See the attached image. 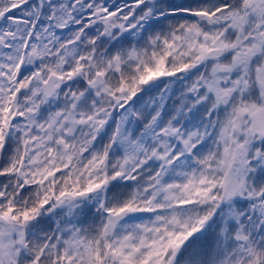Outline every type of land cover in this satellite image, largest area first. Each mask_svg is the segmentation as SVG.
<instances>
[{
	"label": "snow or ice",
	"instance_id": "obj_1",
	"mask_svg": "<svg viewBox=\"0 0 264 264\" xmlns=\"http://www.w3.org/2000/svg\"><path fill=\"white\" fill-rule=\"evenodd\" d=\"M0 264H264V0H0Z\"/></svg>",
	"mask_w": 264,
	"mask_h": 264
}]
</instances>
